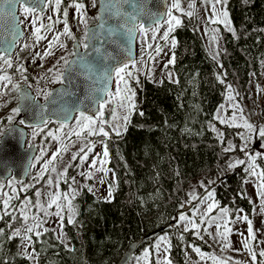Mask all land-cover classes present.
Segmentation results:
<instances>
[{"label": "trees", "instance_id": "trees-1", "mask_svg": "<svg viewBox=\"0 0 264 264\" xmlns=\"http://www.w3.org/2000/svg\"><path fill=\"white\" fill-rule=\"evenodd\" d=\"M70 5L69 0H62L59 16ZM226 11L234 31L220 29L218 60L209 55L196 19L182 16L181 25L170 34L176 40L175 63L170 67L173 79L144 78L134 86L137 106L127 125L121 135L110 133L104 141L109 151L106 168L113 178V182L108 180L111 198L98 196L92 180L81 183L73 200L74 224L65 219L63 240L51 230L39 238L33 236L30 248L34 259L21 254L22 239L14 235L20 220H13L12 215L18 217V213H2L0 264H115L141 238L145 240L128 264L143 251L149 253L152 263L162 235L167 247L170 245L169 261L188 264L196 257L195 248L206 253L210 247L196 230L184 231L178 226V217L190 215L195 208L189 205L188 187L197 180L215 193L216 208H227L231 219L239 212L251 218L254 207L245 188L247 168L241 165L222 172L221 165L231 155L224 148L233 132L219 126L216 115L224 105L228 85L236 87L237 101L241 102L247 100L251 77H260L264 0H227ZM9 74L12 85L17 84L16 66L0 69V75ZM2 86L0 82V89ZM7 86L6 90L13 89L16 96V89ZM52 125L54 129L60 126ZM216 128L223 133V143ZM70 174L68 171V177ZM32 190H20L19 196L32 197ZM204 191L200 196H206Z\"/></svg>", "mask_w": 264, "mask_h": 264}, {"label": "snow or ice", "instance_id": "snow-or-ice-1", "mask_svg": "<svg viewBox=\"0 0 264 264\" xmlns=\"http://www.w3.org/2000/svg\"><path fill=\"white\" fill-rule=\"evenodd\" d=\"M41 2V0H4V4L7 7V10L0 9V13L3 15L11 17L13 20L16 18V13L19 10L20 13L24 16V21L22 24H25V28L23 30L14 28L9 31V35L7 37L0 38V44L3 45V50L0 51V68L3 66H7V68H11L13 66L14 55L18 58L19 54L14 53V50L18 44L17 37L23 36V31H27L29 28L31 29L30 35L34 37V44L28 45L24 44L21 48L23 51L29 47H36L39 45L40 41L48 39L45 32L53 31L54 23L63 22L64 27L62 31L56 32L51 40H48V46L44 50L43 54L36 52L35 57H39L41 59L46 58L48 56L54 55L53 48L58 46L60 49L67 50V45L61 42L60 37L66 36L68 39L73 41V47L71 51H69L68 56L73 57L74 59H69L68 56H60L57 58L56 62L52 65L51 68L45 70L46 76L50 73L51 79L53 82L60 83L63 85L62 90L53 92H43V98L46 101V105L40 106V111L43 113L46 109H50L52 114H56V108L52 106H57L59 110L65 114V117L69 113L79 112V118L76 120L77 130H72L71 134L75 135L77 139H86V137H90L93 135H103L104 137H108L109 133L105 131V124H108L113 132L117 136L121 135L120 126L118 123H110L109 121L103 120L104 108L106 104L112 103L116 101L117 97H120L118 101V107L124 109V114L122 116L123 123L126 125L129 119V115L136 108L135 96L136 92L133 90L129 84L130 79H134L137 84L140 83L138 76L134 74L133 70L136 69L137 62L135 60H128L122 58L121 50L123 47H128L129 56L131 55L130 42L135 40L137 37V33L139 34L142 42V48L144 51L148 52V60H155V56L152 54L155 52L156 55H159L162 52V47L157 43L155 47H153V42L156 41L157 33H158V25H160L161 21L159 19L153 21V28H147L143 23L138 22V14L144 13L147 4L151 2V0H144L143 3H133L131 5L133 12L124 14L120 13L121 23H117L116 25H112L109 23L114 17L111 15V8L114 6L109 2H105L102 0L101 2V15L96 19L101 20V23L96 26L95 29H90L88 27V19L87 14L84 11L85 5L80 2H75L72 7L76 9L77 14L79 15V22L84 25L83 36L80 39H77L68 26V11L67 8L63 11V20L61 21L59 17V13L61 10L62 0H44L47 4L50 11L53 14H56V19L53 21V16H48L47 19L49 23L47 25L43 24V17L39 15L37 12V5ZM211 3V15L206 17L208 23L210 24H224L225 28L229 31H234L230 25L228 12L221 7L219 10L217 9V5L223 6L226 3V0H208ZM121 3H129V0H121ZM19 6V9L17 8ZM96 6V0H92V7ZM188 7L190 9H194V4H189ZM138 9V12H137ZM173 10L180 12L182 15H186L191 17L193 15L192 11L185 12L180 4V0H172V4L170 8L163 13L162 15L167 18L162 21L163 24L167 25L166 30L163 32L161 39L165 42L169 39V34L174 31L175 27L181 25V19L173 15ZM75 18V17H74ZM44 30V32H42ZM149 31L152 32L151 40L148 38ZM214 33L218 30L213 29ZM213 40H216V36L213 35ZM173 47H175L176 40L173 38L171 41ZM83 49L81 51L80 49ZM214 54V58H215ZM34 57V58H35ZM131 63L132 69H129V64ZM175 63V55L173 53L171 59L167 64L164 65L167 68L168 64ZM42 66V65H41ZM18 71H25L23 66L20 65L17 69ZM151 69L148 70L146 75H151ZM169 79L172 78V73L169 72ZM113 77L116 80V92L112 93L108 89L109 83L112 81ZM76 78H82L84 81H91L92 84H96L97 82H103L104 88L102 89L104 96L103 97H93L91 92V88L89 90V95L86 98H81L78 91L73 90L71 85L73 84ZM0 82H3V86L7 87L8 84H12V80L10 76L0 75ZM172 82L178 83V80H173ZM223 83V80L220 81ZM123 85V88H121ZM17 91L19 90V85H13ZM228 90L231 92V85L227 86ZM52 97L50 100L49 98ZM23 99L28 100L30 103L35 100V98L29 97L27 94L23 97ZM85 99L91 101L96 104L97 107L95 109V116L100 118L99 120L94 118V115L87 114L89 106L85 103ZM230 100L235 99L233 96H229ZM223 107V106H222ZM232 107L234 109L239 110L242 114V109L239 108L238 104H233ZM22 109L17 107L13 109V114H18ZM141 116L144 113L141 111L139 113ZM237 115L234 112L232 117H230L227 121L221 119L219 114H217L216 119L220 120L221 124L227 123L228 126L239 127L241 125L237 124ZM242 118V115H241ZM11 120V118H9ZM51 119V116L49 117ZM117 120L116 109L112 110V121ZM49 121L44 120L42 118V124L47 125ZM99 122V127H97V123ZM19 123L25 124V120H20ZM243 126L249 130V133H256L259 137L264 138V128H256L247 120H244ZM37 128L40 125L36 126ZM64 124L61 123L60 128L62 129ZM215 131V129H213ZM86 133V135H84ZM37 134L36 131L33 132V136ZM49 136H52L53 139H58L51 131L47 133ZM244 137L242 136V139ZM218 139H220L221 143H223V133L218 134ZM75 142H72L74 144ZM104 143V142H102ZM245 144H247V140H245ZM61 148L57 149L51 156L50 160L47 164H45V170L48 168V164H51L53 161L57 160V157L60 156L62 152L68 151L69 147L72 146L70 144H64L63 140H61ZM94 145L90 142H86L81 145V147L77 150V152L72 154V161H76L77 157H79L80 164H83L88 160V154L93 151ZM225 152L235 151V148L230 143L224 148ZM240 151L245 152L246 155L249 156V160L251 163L248 164V169L250 170V174L254 175L258 179L257 189L258 195L261 198V211L264 212V171L257 172L255 166L256 156L260 155V153H256V156L249 154L246 151V147L240 148ZM62 159V157H61ZM109 162V151L107 148V144L104 143V149L102 154H97L89 163L88 170L86 172H81L80 175L84 177L86 180L95 179V172L102 173L100 177V183L103 184L105 178L108 175V169L105 167ZM245 164V161L242 159H237L234 162L229 161V168L236 167L238 165ZM71 165H69L70 167ZM95 170V172L93 171ZM52 171H56V168L53 166ZM65 177V183L68 182L67 177V168L65 171L60 174ZM72 184L76 183L75 177H71ZM52 179L48 180V184L52 185ZM214 183V182H213ZM57 188L59 187V179L56 181ZM87 186V185H86ZM89 191L93 190L92 186H87ZM201 187H204L207 192V199L212 201L207 205L206 210L201 214L200 224H207V227L204 228V232L210 236H213L215 240L217 237H220V242L224 244L225 247H229L230 245L227 243V234L231 231L228 228V221H224L223 223L217 222L218 219L222 217H226L228 215V209L223 208L220 210L221 217H212L210 214L217 207L214 196L215 193L207 190V186L201 182ZM15 188L12 189L13 194L15 193ZM76 189L72 188L70 185V192H65L61 194L59 191L57 192H48L47 195V204L41 203L40 197L42 193L37 191L35 196L37 199L33 202L30 198H25L18 206H12L10 201L15 198L14 195H9L5 193V197L3 199V215H12L13 212L19 213V216L12 215L13 220H21L23 222V230L24 235L21 237L27 243H31L33 236L39 238L43 233H46L48 229L44 227L48 223V218L50 216L57 217V221L54 223H58L61 229V232L64 228L65 221V209H67V223L69 225L74 224V217L76 215L75 206L73 204V200L75 199ZM112 196V185H108V197ZM194 199L200 200L202 197L193 196ZM61 200L64 203H61ZM55 206L54 212H49L48 209H52ZM11 208V211L9 209ZM35 209V212L31 210ZM42 213V215H41ZM2 218V216H0ZM181 221H186V226L184 231L196 230L199 233L200 224L195 221L185 217L183 215L178 217ZM242 219L248 224V235L252 240H255L256 237L252 230V222L248 219L247 216L242 217ZM213 225L216 227V234L213 235L211 232H208V228H211ZM221 228L224 229L223 233L220 231ZM42 230V231H41ZM2 232V230H0ZM14 235H20V229L17 228L14 230ZM202 238V237H201ZM157 247L158 255H163V259H158L157 264H170L168 260V253L170 251V245L164 249V252L161 254L159 250V245ZM244 247L251 255V259L253 262L257 259L256 252L249 247V243L247 240L244 241ZM235 251H239V249H234ZM194 251L197 253L200 252L198 248H195ZM149 255L148 252L144 253V257L147 258ZM260 256L264 257V251L259 253ZM204 257L202 256V259ZM215 261L216 258L212 257ZM139 264V262H138Z\"/></svg>", "mask_w": 264, "mask_h": 264}, {"label": "rangeland", "instance_id": "rangeland-1", "mask_svg": "<svg viewBox=\"0 0 264 264\" xmlns=\"http://www.w3.org/2000/svg\"><path fill=\"white\" fill-rule=\"evenodd\" d=\"M70 4L73 5L74 0H69ZM168 9L170 8L172 4V0H168ZM75 2H80L85 5L84 11L87 14L88 19V25L95 21V15H96V6L92 7V0H75ZM227 2V0H226ZM180 4L182 9L187 11H192L193 15L192 18L196 19L198 31L200 35L202 36L204 40L205 47L209 53V55L214 58V54L216 60H218L221 49H222V38L220 35V29L223 28L224 30H228L225 28L224 24L218 23V24H210L208 23L206 17L211 15V3L208 2V0H180ZM189 4H194L195 8L190 9L188 7ZM69 6L67 9L68 11V26L71 28L73 35L80 39L83 36L84 32V25L79 22V15L76 12V9L72 6ZM221 7H223L226 10V3L221 6L217 5V9L219 10ZM18 14L20 17V23L24 21V16L22 13L19 12ZM59 15V14H58ZM173 15L178 16L180 19H182V15L180 12L173 10ZM53 16V21L56 19V14H53L52 11L49 10L48 6L46 8L45 15L43 16V24L47 25L49 23L47 17ZM61 21L63 20V13L61 16H59ZM75 17V18H74ZM188 17V16H186ZM167 17L165 16V19ZM164 19V20H165ZM22 24V23H21ZM23 29L25 28V24H22ZM64 27L63 22L61 23H54L53 31L51 32H45L44 34L47 35L48 39L40 41L39 45L36 47H29L21 51V48L24 44L33 45L34 44V37L30 35L31 29L29 28L27 31H24V37L20 41L17 47L16 53L19 54L18 58L14 55L13 59V66H16V70L20 65L23 66V69L25 71L21 72L17 70L18 80L19 82L25 81L27 78L32 79V85L29 86V89H31L34 96L42 100L43 92H50L52 87H54L57 83L53 82L51 79V74L49 73L46 76L45 70L48 68H51L52 65L56 62L57 58L60 56H68L69 51H71V44L72 40L68 39L66 36H61L60 40L64 44L67 45V50L60 49L58 46H55L53 48L54 55L48 56L46 58H39L35 57V53L39 52L41 55L43 54L44 50L48 46V40H51L53 35L56 32L62 31ZM153 28V27H151ZM150 28V29H151ZM167 25L163 24L162 22L160 25H158V33L156 37V41L153 42V47L156 46L158 43L162 47V52L159 55H156L155 52L152 54L155 56V60L150 61L148 60V52L144 51L142 48V42L139 34L137 35L136 39V58L135 61L136 69L133 70L131 64H129V69L134 71V74L138 76L140 83L143 81L144 78L152 79L154 81H161L163 79H169L168 73L171 72L170 67L172 64H168L167 68L164 67L165 64L168 63V61L171 59L173 55L174 47L171 44L172 38H170L167 42L161 39V36L163 32L166 30ZM213 29H216L215 33L212 31ZM44 32V30H42ZM152 32L149 31L148 38L151 40ZM213 35L216 36V40H213ZM35 57V58H34ZM70 58V56H68ZM42 65V66H41ZM2 69H8L7 66H3ZM151 69V75L148 76L146 73H148V70ZM261 74L259 78L251 77L250 83L248 86V96L247 100H243L241 102L237 101V91L236 87H231L232 91L230 92L227 90L226 92V98L223 107L221 106L217 112L221 119L228 120L230 117H232L233 113L235 112L237 115V121L236 123L241 125L239 127L235 126H228L227 123L221 124L220 120L216 119L219 126L228 128L227 132L232 133L233 135L230 138L227 139V145L230 143L234 146L235 151H230L228 153L231 154L228 156V160L224 162L221 165V169L223 173H228L233 168H229L228 162L232 161L234 162L237 159H242L245 161V164L243 165L245 168H247V178L245 182V188L246 193L251 200L253 204V214L249 220L252 222V230L256 237L255 240H252L251 237L248 235V224L245 222L242 217H244L242 212H239L235 218L231 219L229 217V213L226 217H221L220 210L215 208L213 212L210 214L212 217L220 218L217 220L219 223H223L224 221H228V228L231 229V231L227 234V243L230 245L229 247H225L223 243L220 242V237H217L215 240L213 239V236L208 235L204 232V228L207 227V224H203V229H199L200 238L206 237L209 244V251L208 252H199L195 253L196 257L191 259L188 264H264V257L260 256L259 253L261 251H264V212L261 211V198L258 195V179L256 176L250 174V170L248 169V164L251 163L249 160V156L245 154V152L240 151V148L246 147V151L256 156V153H260V155L256 156L255 159V166L256 171H264V138L259 137L256 133H249V130L246 129L243 126L244 120H247L250 122L254 127L256 128H264V59L261 64ZM9 74L8 76H10ZM173 76V75H172ZM12 78V75H11ZM173 77L171 78V80ZM14 81V83L16 82ZM18 82V83H19ZM13 83V84H14ZM17 83V84H18ZM136 83L134 79L129 80V84L131 88L134 90V86L140 85ZM12 87L13 85L10 84ZM9 87V86H7ZM7 87L2 86L0 89V120H2L0 124V128H6L11 125L12 122H15L18 120V114H13V109L16 108L17 104V97L14 96L13 89L10 88V90H6ZM116 80L113 82V86L111 89L112 93L116 92ZM121 88H123V85H121ZM229 96L235 97V99L230 100ZM242 98V96H241ZM120 97L116 98V101L112 103L106 104L104 108V114L102 119L109 121L110 123H118L120 126V131L122 132L125 128V125L122 120V116L124 114V109H121L118 107V101ZM135 103L137 106V101L135 98ZM233 104H238L239 108L242 109V114L239 112V110L234 109L232 107ZM116 109V115L117 120L112 121V110ZM133 111L129 115V117L132 115ZM242 115V118H241ZM217 116V115H216ZM11 118V120L9 119ZM79 118V115H75L74 120L68 124L64 125V127L61 129L60 126L53 128V125L50 124V126H42L39 128H31L27 129V145L30 143H36L38 148V152L34 158L33 165L31 167V172L29 174L28 179L25 181V183H21L19 185H16L15 182H12L9 180L5 185H0V216L3 213V199L5 197V193L9 195H14L15 198L10 201V204L12 206H18L25 198H30L33 202L37 199L35 196V193L37 191H40L42 193L40 200L41 203L47 204V195L48 192H57L59 191L61 194L65 192H70V185L72 188L76 189V192L78 189L81 188L82 184L86 182L87 180L84 179L83 176L80 175L81 172H86L89 167V163L91 160L97 155L102 154L104 149V142L107 138L103 135H93L90 137H86V139H77L75 135H72V130H77L76 120ZM96 119H100L96 116H94ZM128 123V122H127ZM97 127H99V122L97 123ZM105 131H107L109 134L113 132L112 128L105 124ZM2 131V130H1ZM36 131L37 134L33 136V132ZM51 131L58 139H53L52 136H49L47 133ZM217 133H221L219 128H216ZM236 133V134H234ZM86 135V133L84 134ZM242 136L244 137L242 139ZM73 139L70 143H68L69 140ZM61 140H63L64 144L68 143L72 146L69 147L68 151L62 152L59 157H57L56 161H53L51 164H48L47 170H45V164L48 163L50 160L52 154L59 148H61ZM236 140V143L233 141ZM245 140H247V144H245ZM72 142H75L72 144ZM90 142L93 147V151L88 154V160L85 161L83 164H80L79 157H77L76 161H72L71 157L72 154L77 152V150L81 147L82 144ZM226 145V146H227ZM62 157V159H61ZM69 165H71L69 167ZM238 165V166H241ZM53 166L56 168V171H52ZM236 166V167H238ZM106 167V166H105ZM65 168H67L68 171L71 172V176L68 177V182L65 183V177L61 176L60 174L65 171ZM95 172V170H93ZM102 173L95 172V179H93L94 189L98 193V196H103L105 199L108 197V180L113 182V178L110 173H108L107 177L104 180V183H100V177ZM71 177H75L76 183L72 184ZM52 179L53 183L52 185L48 184V180ZM59 179V187L56 186V181ZM107 179V181H106ZM202 180H197L193 183H191L188 187V197L191 198L189 205H195V208L191 211L190 215L184 214L183 216L188 217L189 219L195 221L196 223L200 224L201 214L206 210L207 205L211 203L212 201H209L207 199V193L206 196H200L203 195L206 190L204 187H201ZM82 183V184H81ZM29 187L33 188L32 197L29 196H19V191L21 190L22 193L29 189ZM15 188V193L13 194L12 189ZM201 189V190H199ZM193 196L197 197H203L201 200L194 199ZM61 203H64L63 200H61ZM32 212H35V209L31 210ZM48 211L54 212L55 206H53L52 209H48ZM14 213H18L14 212ZM19 215V213H18ZM42 215V213H41ZM65 219H67V209H65L64 212ZM57 217L50 216L48 218V223L44 225L48 230H51L54 232V234L57 236V238L62 239V232L60 229V226L58 223H54L57 221ZM178 226L181 229H184L186 226V221L179 220ZM20 229V235H16L18 237H22L24 235L23 230V222L20 220V225L17 227ZM15 228V229H17ZM14 229V230H15ZM42 231V230H41ZM222 233L224 231L223 228L220 230ZM208 232H211L213 235L216 234V227L213 225L211 228H208ZM199 235V234H198ZM164 236V235H162ZM158 237L156 246L159 245L160 253L162 254L164 252V249L167 248V240L165 237ZM22 239V238H21ZM63 240V239H62ZM247 240L249 243V247L252 248L256 254L257 259L255 262L252 261L250 253L245 249L244 247V241ZM234 249H239V251H235ZM20 252L25 257H28L30 259H34L35 256L30 248V244L27 243L22 239ZM146 251H143L139 255V258L134 261L131 264H157L158 259H163V255H158L156 251V255L154 257V261L150 263L149 257L145 258L144 253ZM202 256L204 257L202 259ZM212 257H215L216 260L214 261ZM169 260V259H168ZM170 264H172L170 262Z\"/></svg>", "mask_w": 264, "mask_h": 264}, {"label": "water", "instance_id": "water-1", "mask_svg": "<svg viewBox=\"0 0 264 264\" xmlns=\"http://www.w3.org/2000/svg\"><path fill=\"white\" fill-rule=\"evenodd\" d=\"M101 2L99 0V13L98 16L101 15ZM105 2H109V0H105ZM111 4L114 5L111 8V15L114 17L110 24L116 25L117 23H121L120 13L128 14L133 12L131 5L133 3L139 4L143 3L144 0H129V3H121V0H110ZM45 5L44 0L37 5L38 13H45ZM19 9V6H17ZM168 8V0H151L150 3L147 4V8L144 13L138 14V22L143 23L147 28L153 27V21L159 19L161 22L165 19V16L162 15L167 11ZM0 9L7 10V7L4 4V0H0ZM138 12V9H137ZM101 23V20L98 19L96 25L90 27V29H95L98 24ZM19 26L20 30H23V27L20 23V18L18 11L16 13V18L13 20L11 17L3 15L0 13V38L7 37L9 35V31L17 28ZM138 34V33H137ZM23 36L17 37L18 43L23 39ZM137 39V37H136ZM136 39L130 42L131 55L129 56L128 47H123L121 50L122 58L128 60H135L136 58ZM18 45V44H17ZM17 48V46H16ZM16 48L14 52L16 51ZM3 50V45L0 44V51ZM72 59H74L72 57ZM131 64V63H130ZM113 81L109 83L108 89L111 91L113 86ZM73 90L78 91L81 98H86L89 95V90L91 88L92 96L103 97L104 93L102 89L104 88L103 82H97L96 84H92L91 81H84L82 78H76L71 85ZM63 85L52 89L51 92L55 93L57 91L62 90ZM27 94L29 97L34 98L32 92L24 85L20 86L19 90V101L17 107L21 108L22 111L19 112L22 116V120H25V126L28 127H36L37 125L42 126V118L44 120L52 121L56 124L63 123L64 125L70 124L75 115L79 114V112L69 113L65 117V114L62 113L57 106H52L56 108V114L53 115L50 109H46L43 113L40 111V106L46 105V101L41 102L38 99H35L33 102H29L28 100L23 99V97ZM50 100L52 97L49 98ZM85 103L89 106L87 114L94 115L95 109L97 107L96 104L91 101L85 99ZM51 116V119L49 117ZM95 116V115H94ZM27 139V130L24 127H21L17 124H12L10 128L2 135L0 139V180L4 181L10 178L11 176L16 181L24 182L29 175L33 159L37 153V147L35 145H30L25 148V142ZM145 238H141L136 242H133L128 249L124 252L121 258L115 264H128L133 258L134 254L139 249L142 242Z\"/></svg>", "mask_w": 264, "mask_h": 264}, {"label": "flooded vegetation", "instance_id": "flooded-vegetation-1", "mask_svg": "<svg viewBox=\"0 0 264 264\" xmlns=\"http://www.w3.org/2000/svg\"><path fill=\"white\" fill-rule=\"evenodd\" d=\"M98 13H99V0H96V15H95V17L97 18L98 17ZM95 18V21H93L92 23H90L89 25H88V27L90 28V27H92V26H94V25H96L97 24V22H98V19H96ZM20 43V42H19ZM17 47H18V45H17ZM72 47H73V42H72V44H71V49H72ZM18 49H16V51H17ZM81 51H83V49L81 48L80 49ZM16 51H15V53H16ZM70 60L72 59V57L70 56V58H69ZM32 79L31 78H27V79H25V81H23V82H19L18 83V85H19V90H20V86L21 85H24V86H26L28 89H29V86L30 85H32ZM28 84H29V86H28ZM60 85V83H57L54 87H52V89L53 88H55V87H57V86H59ZM51 89V90H52ZM19 90L17 91L16 90V97H17V101H19ZM30 91H31V89H29ZM51 90H50V92H51ZM32 92V91H31ZM33 94V93H32ZM34 95V94H33ZM34 98L35 99H37L35 96H34ZM39 100V99H38ZM41 102H44L45 100L44 99H42V100H40ZM17 104H18V102H17ZM17 104H16V108H17ZM20 120H22V116L20 115V113H18V120L17 121H15V122H12L11 123V125L12 124H17V125H19V126H21V127H24V128H26V130L27 129H31V128H37V127H30V126H28V127H26L25 126V124H21V123H19V121ZM50 124L52 125V124H56V123H54V122H52V121H49L48 123H47V125L46 126H50ZM10 125V126H11ZM10 126H8V127H6V128H0V139H1V137H2V135L10 128ZM42 126H45V125H42ZM42 126H40V127H42ZM2 130V131H1ZM27 138H28V135H27ZM27 140L28 139H26V142H25V148H27L28 146H30V145H35L36 147H37V152H38V146H37V144L36 143H30V144H28L27 145ZM37 154V153H36ZM32 165H33V163H32ZM32 167V166H31ZM30 172H31V169H30ZM30 172H29V174H30ZM28 177H29V175H28ZM28 179V178H27ZM26 179V180H27ZM9 180H11L12 182H15L16 183V185H19V184H21V183H25V181L24 182H22V181H16L12 176L10 177V178H8L7 180H4V181H1L0 180V185L1 186H3V185H5ZM30 188V187H29ZM20 195V194H19Z\"/></svg>", "mask_w": 264, "mask_h": 264}]
</instances>
